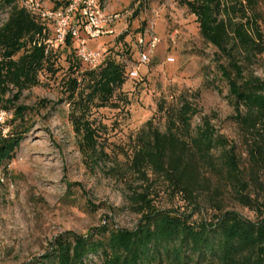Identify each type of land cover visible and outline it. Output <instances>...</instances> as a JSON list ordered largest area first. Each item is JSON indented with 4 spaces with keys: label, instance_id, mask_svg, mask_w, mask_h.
Wrapping results in <instances>:
<instances>
[{
    "label": "rangeland",
    "instance_id": "374dc122",
    "mask_svg": "<svg viewBox=\"0 0 264 264\" xmlns=\"http://www.w3.org/2000/svg\"><path fill=\"white\" fill-rule=\"evenodd\" d=\"M40 1L47 9L54 6V0ZM98 4L104 15L114 18L109 26L112 33L88 40L86 48L99 51L102 62L110 59L122 65L125 77L112 99L117 108H92L89 115L99 132L101 152L94 159L80 153L66 99L67 79L81 80L85 71L94 68L76 59V43L58 45L50 39L52 71L39 73L37 86L22 91L9 110H0L4 135L27 130L13 159L0 168V264H30L64 232L86 234L105 222L135 228L140 219L131 198L135 194L145 195L157 209L190 214L193 222L209 220L217 213L207 195L226 211L251 221L259 218L208 172L204 174L211 175L212 181L200 192L196 206L173 193L161 176L146 170L143 178L131 167L145 123L151 121L165 131L159 105L178 107L185 98L198 110L192 126L208 117L217 134L234 145L248 182L246 193L257 203L264 197V169L258 173L257 185L248 179V150L254 137L244 134L232 118L234 110L218 69L216 49L201 38L195 16L175 0H98ZM259 10L264 15V0ZM7 16L8 9L0 14V25ZM140 37L158 39L146 64L139 62V53L148 50L139 45ZM72 64L78 65L77 70L70 68ZM248 72L264 78V57ZM14 94L11 88L6 98ZM18 107L27 110L13 120ZM91 264H99L98 259L91 258Z\"/></svg>",
    "mask_w": 264,
    "mask_h": 264
},
{
    "label": "trees",
    "instance_id": "16d2710c",
    "mask_svg": "<svg viewBox=\"0 0 264 264\" xmlns=\"http://www.w3.org/2000/svg\"><path fill=\"white\" fill-rule=\"evenodd\" d=\"M175 1L195 16L201 38L216 49L218 69L234 110L232 118L244 134L254 137L248 150V179L257 185L258 173L264 169V78L246 70L264 57V15L259 10L262 0ZM67 3L68 0H54L51 9L58 10ZM7 9L8 16L0 25L3 111L9 110L22 91L37 86L39 73L52 71L53 66L51 28L22 8L20 0H0V14ZM72 42L67 37L62 45ZM77 66L72 64L70 68L75 71ZM124 82L122 65L110 59L85 71L81 80L73 77L65 82L68 118L83 156L94 159L101 152L99 132L89 119L92 108H117L112 99ZM11 88L15 94L9 99L6 94ZM159 106L165 131L151 121L145 123L131 167L143 178L146 170L161 176L173 193L196 206L200 192L212 181L211 175L204 174L208 172L259 218L251 221L237 212L226 211L207 195L217 213L209 220L193 222L190 214L157 209L145 195L135 194L131 198L140 214L135 228L124 229L105 222L86 234L64 232L30 264H91L93 257L99 264H264V197L257 203L246 193L248 182L234 145L217 134L208 117L193 127L192 119L198 110L187 99L181 98L178 107ZM26 110L15 109L13 120L22 118ZM2 131L0 124V168L13 159L27 130H13L7 135Z\"/></svg>",
    "mask_w": 264,
    "mask_h": 264
},
{
    "label": "built area",
    "instance_id": "2783aa9c",
    "mask_svg": "<svg viewBox=\"0 0 264 264\" xmlns=\"http://www.w3.org/2000/svg\"><path fill=\"white\" fill-rule=\"evenodd\" d=\"M20 5L51 28V40L55 43L62 45L65 39L70 37L77 44L78 59L93 68L102 63L103 58L99 51L86 48L88 40L112 33L109 26L114 18L103 14L98 0H68L67 5L58 10L45 8L40 0H20ZM144 38L138 39L140 46L148 47L147 51L139 53V62L142 64L149 62L150 54L158 43L156 37H151L148 41ZM136 74L132 73L133 76Z\"/></svg>",
    "mask_w": 264,
    "mask_h": 264
}]
</instances>
